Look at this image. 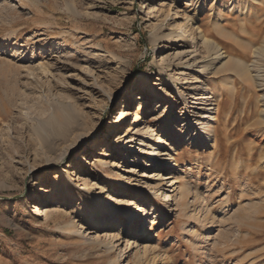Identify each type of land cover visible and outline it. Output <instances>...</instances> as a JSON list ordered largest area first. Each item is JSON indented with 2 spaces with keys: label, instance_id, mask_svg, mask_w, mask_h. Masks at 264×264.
Returning a JSON list of instances; mask_svg holds the SVG:
<instances>
[{
  "label": "rangeland",
  "instance_id": "rangeland-1",
  "mask_svg": "<svg viewBox=\"0 0 264 264\" xmlns=\"http://www.w3.org/2000/svg\"><path fill=\"white\" fill-rule=\"evenodd\" d=\"M155 1L178 7L179 18L147 15L149 0H0V264H264V0ZM184 16L201 43L218 37L222 61L237 56L245 72L216 70L221 62L201 73L176 67L184 94L153 104L152 95H140L137 75L161 76L153 63L156 54L160 58L157 43L165 46L164 55L180 53L176 62L202 58L195 59L201 51L191 35L178 42L163 38ZM113 83L117 92L97 114L94 134L53 162L72 141L58 139L43 152L35 127L59 97L81 101L93 87ZM125 86L132 93L126 99ZM206 87L211 97L198 106L217 115L209 138L183 115L200 110L190 102ZM196 119L204 121L201 112ZM111 120L117 133L109 140ZM124 133L146 139L142 161L118 158L123 146L116 143ZM88 145L94 148L85 180L72 183L91 187L114 211L126 204L132 213L152 212L138 221L142 231L106 237L97 232L103 227L89 228L91 217L78 210L80 201L58 189L66 170L76 173L75 157ZM162 159L166 166L158 170ZM172 180L177 183L170 186ZM135 185L138 193L129 191ZM166 191L167 203L161 196ZM72 221L83 227L82 235H75ZM120 226L114 223L113 235ZM147 227L155 234L148 253L141 242ZM111 240L110 246L101 243Z\"/></svg>",
  "mask_w": 264,
  "mask_h": 264
},
{
  "label": "bare ground",
  "instance_id": "bare-ground-1",
  "mask_svg": "<svg viewBox=\"0 0 264 264\" xmlns=\"http://www.w3.org/2000/svg\"><path fill=\"white\" fill-rule=\"evenodd\" d=\"M217 1L218 0H213L210 2V4L217 3ZM157 2L158 1H155V0H149V3L144 2L143 7L147 3L145 6V12L148 10L147 15H151L152 13L158 14L162 12V14L163 15L165 14L166 17H168L169 14H171V16L175 15V18H179V14H180L179 11L181 10H179L178 7H174V8L169 7L167 9L164 7L165 5L163 6L162 4L160 6L158 5ZM245 3L246 1L244 0V4ZM171 11H174V12L170 13ZM182 18L183 19H178L174 21L173 27L170 29V31L167 34L165 33L163 38L169 39L174 42H178V41L186 39V37L191 35L192 39H194L197 45L200 47L199 51H201V55L199 52V54L196 56L195 59L197 60L198 58H200V56L202 58H200L199 63H197L198 61L197 62L194 61L193 63H190V62L181 61L182 58L178 57V62H176V57L180 56L181 54L180 53L176 54L174 58L171 55H168V53L167 55H164L162 53V50L165 48V46L162 45L161 43H157L156 47H157V50H159L157 52H160L159 53L160 58L157 59V54H156L154 56L153 63L158 67L161 76L157 77L155 75L156 81H154L151 75L148 74L147 72H140L137 75V80L140 82V88L143 92V93H140V95L141 94L152 95L153 96L152 99H155L153 104H157L161 102L162 100H165V98L169 99V97H172L174 95L184 94L180 90V87H178V85L176 84V82L181 80V77L175 74V69H177L176 67L183 66L185 69H188L191 67V69L192 68L196 69L195 72L201 73V72L208 71L210 68L211 69L213 68L212 70H214V68L217 67L218 62H221V66L218 67L216 70H219L220 68H222V69L227 70V72L231 74H236L237 72H240V71L245 72V65H243L244 60L242 61L241 58L237 56H234V59L232 61L231 60L227 62L222 61L224 58L222 49L224 47H223L222 41L219 40L218 37L217 38L205 37L203 38V41L201 43L199 41L201 36H198L197 30H195L196 27L194 23H191L187 16H184ZM186 42H188V40ZM44 66L45 67L43 71L45 72L48 71L49 70L48 67L46 65ZM180 74L181 76L182 75L185 76L187 75V72L183 70ZM197 77L198 76H195V75L192 76V78H197ZM168 86H172V89L170 90L171 92L167 91L166 87ZM200 87L202 86H193L195 91L196 89H199ZM208 90L209 89L207 88L205 91L195 93L194 96H192L193 102L192 101L190 102L194 104L192 108L194 109L198 108L200 110L198 111L193 110L192 112H187L188 111L187 110L183 114L186 116L184 120L188 119L189 120L188 123L190 124V126L192 124L194 125L200 124L199 127L201 131L204 132V135H202V137L206 136L207 138L210 137L209 135L212 132V125H213L212 122L216 120L217 115L216 113L211 112L212 108L201 109L202 107H199L198 105L206 104L209 101V97L211 96H208V93H209L207 92ZM116 92H117L116 83H113L110 85H104L103 87L101 86L99 88L93 87V89L90 90L88 97H86L85 99H81V101H72L71 99L65 100L66 98L62 97L63 99H60L59 97V100H57L52 105L53 111L48 115V117H46V119L42 118L43 121L39 122V125L35 127L36 136L40 141V144L42 146V151L45 152L47 150H51L52 148H54V145L56 144L58 139H60L62 143L71 140L72 141L71 144H69V146L67 145L64 147L63 156L61 155V157L59 158L52 159L53 162H59L61 161V159H63V157H65V153H68V151L78 148V146L82 142L86 141V139H88L90 135L94 134L95 128L98 125L97 114L99 112L100 113L102 112L100 110H102L103 107H105V104L109 100V98L112 99L115 96ZM97 93L101 96V99L99 100H97V98L95 97V94ZM125 93H126L125 99L131 96L132 95L131 88L128 86H125ZM141 98L144 99L145 97H141ZM174 101H175L174 98L170 99V103L172 105L175 103ZM124 104H126V101H124L123 105ZM200 112H201V116H203L204 118V121H196L198 120L196 119V116ZM124 114H125V110L122 112L120 118L121 120L125 121L127 119L126 118L124 119V116H123ZM109 123H111V126H110L111 131L109 132L110 135L108 134L109 135L108 138L109 140H111L114 138V136L117 133V130H114V128H116L117 126V123L114 120L109 121ZM153 137L155 139V136ZM158 140L162 144L166 145L168 139L158 137ZM136 141L138 142L133 144ZM91 144H94V143H91ZM116 144L118 145L121 144V146H123L119 152L120 156L118 158L123 159L124 161H127V162L142 161L144 159L142 158V154H145V153H142V152L140 153V150L142 151L146 150L147 145H148L146 142V139L140 138V137H137L136 139H134L133 135L129 138V135L126 133H124L122 136L119 137ZM138 144L139 146H137ZM136 147H138L137 151L135 150ZM90 148L92 149L94 148V146L93 147H90V145L85 146L83 152L76 155L75 162H80V163H77L76 173L71 172L68 174L70 170H66V173L62 174V178H60L57 181L58 189H60V192L62 193L63 196H65V198L71 199V201H75V200L80 201V203L77 206L78 210L79 209L81 210V214L83 215V217L84 216L91 217L89 220V226H90L89 228L93 229L96 227L97 228L103 227V229L101 230L98 229L97 232L98 231L105 232L106 237L109 236L111 239H113L114 236L117 235L118 236L117 239H120V238H124L128 236L133 231L135 232L142 231L143 229L141 227L144 225L142 224V226L140 227V223L138 221L145 220L144 216L153 214L152 212L150 211L147 212L146 210L134 209L132 213L130 212V209L127 207L126 204H122L117 211H114V209L111 208L110 202H108L106 206L105 205L106 203L104 201L103 202L101 201L102 196L100 195V193H94L93 189L91 187H87L86 185L83 187H80V185H78V187H76V184L72 183V180L77 181V178H81L82 180H85L84 172L86 171V168H87L86 165L89 161L88 159L89 156H87V154L89 153ZM146 154H148V152ZM156 154L158 155L159 153H156ZM159 155H165V154H159ZM164 160L166 159H162L159 162H157L156 165L159 166L157 167L158 170H162L164 166H166L164 163ZM104 162L108 163V161H104ZM77 175L79 176L77 177ZM88 183L85 182V184L87 185ZM176 183H177L176 180H172L170 186H173ZM129 191L133 193H138L140 190H137V185H135V186H132L129 189ZM126 196H133V195L130 194V195H125V197ZM161 196L163 197L162 199L166 203L171 198L168 191L162 193ZM57 197L58 196L54 197V199H56ZM39 201L46 202L47 199L45 198V196H42V197H39ZM154 201L156 200L154 199ZM161 203L163 202H160L156 205H160ZM43 212H44V209L41 210V213ZM43 214L45 216H48V213L46 211ZM132 220L133 222H131ZM120 221H121V226L119 227L117 234L113 235L111 231L114 228L113 227L114 223L115 222L120 223ZM147 222H148V219H147ZM135 224H137L135 229L127 230L130 226L132 227ZM68 225L73 229V232L75 233L76 236L83 234L82 226H78L73 221L70 222ZM141 235H143L141 242L142 241L144 242V245H145L144 252H146L147 249L150 248L149 247L150 245H148V242L154 240L155 234L152 230V227H147L146 231L142 233ZM204 237H207V234H205ZM100 240L101 239H99L98 241ZM93 241L94 240H92V242ZM204 242L206 241H203L202 243ZM101 243H104L106 246H110L112 244V240L101 242ZM110 248H113V246H111Z\"/></svg>",
  "mask_w": 264,
  "mask_h": 264
}]
</instances>
